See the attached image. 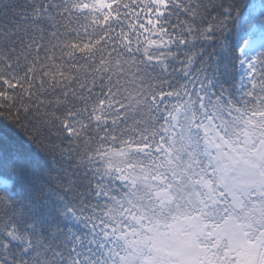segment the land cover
Segmentation results:
<instances>
[{"label": "snow or ice", "instance_id": "snow-or-ice-1", "mask_svg": "<svg viewBox=\"0 0 264 264\" xmlns=\"http://www.w3.org/2000/svg\"><path fill=\"white\" fill-rule=\"evenodd\" d=\"M58 48L99 58L64 87ZM129 84L155 85L161 106L264 100V0H0V264H98L99 181L80 133L85 117L107 129L97 105L125 123Z\"/></svg>", "mask_w": 264, "mask_h": 264}, {"label": "rangeland", "instance_id": "rangeland-1", "mask_svg": "<svg viewBox=\"0 0 264 264\" xmlns=\"http://www.w3.org/2000/svg\"><path fill=\"white\" fill-rule=\"evenodd\" d=\"M80 2L81 0H71L72 4ZM74 10L83 11L79 8ZM208 111L206 101L196 99L189 106L188 114H191V127L197 125L198 130L192 134L185 128L176 141L175 165L178 166L181 162L184 169L190 168L189 173L184 175L186 187L190 186L191 181L196 194V190L200 191L205 184L206 204L200 203L203 213L182 218L176 225L165 230L155 221L149 223L152 225L151 231L154 232L156 228L161 235L151 232L150 240H142L135 246V252L128 250L127 255L125 245L131 233H126L125 236L123 232L112 235L108 229L110 244L116 249V254L105 253L104 264H132V260L135 264H140L150 257L153 259H150V264H264V130L253 128L247 134L243 128V141L236 140L233 145L228 143V151L241 148V159L253 163L259 170L240 169L231 158L227 160L230 166H219L220 160L217 161L216 157L220 158L222 152L218 145L221 143L220 146L223 147L224 141L219 138L220 132L208 118ZM260 118L264 119V114ZM151 141L153 145L150 151L161 157L162 141L159 136ZM237 143L239 144L235 146ZM197 146H202L201 152L196 149ZM142 157L140 154L137 159L141 161ZM232 157L236 158V152ZM143 164L144 162L137 165L140 167ZM202 164L208 167V173L213 172L214 181L208 183L204 174L200 173ZM147 166L153 169L156 167L152 162H147ZM231 172H235L238 177H227L231 176ZM241 172L243 175L240 176ZM157 173L160 171L157 170ZM148 178L152 179L153 175ZM170 178L171 176L162 174L159 182L169 181ZM174 187L187 192L181 183H174ZM183 207L177 206L180 211ZM220 213L223 214L222 220L212 224V220L218 218ZM134 223L144 225L147 222L144 217H139L134 219Z\"/></svg>", "mask_w": 264, "mask_h": 264}, {"label": "trees", "instance_id": "trees-1", "mask_svg": "<svg viewBox=\"0 0 264 264\" xmlns=\"http://www.w3.org/2000/svg\"><path fill=\"white\" fill-rule=\"evenodd\" d=\"M71 5V0H69V6L71 7ZM73 12L75 15H85L84 11H77L73 9ZM74 18L75 16L73 19ZM72 27L73 26L70 25L69 28L65 30L66 38ZM88 28L89 35L93 40L100 38L101 30L99 28L94 29L90 25ZM81 35H83V29H81ZM100 47V45H97V49ZM53 55L57 58L59 68H62L65 72L63 86L68 87L74 79L80 81L84 79L87 72V65L89 63V61L84 57L95 55L99 58V51H95L94 53H81L75 57H68L65 54V49L58 48ZM73 60L81 64V67H74ZM46 63H52V61H48ZM52 71H57V69L53 68ZM57 79H59V77H57ZM135 89L136 87L131 84L125 85V90L119 94L129 96ZM186 97L193 103L196 100L194 96ZM183 99L184 96L176 98L175 107H177V111L182 108ZM108 108L110 107L106 105L103 109H100L97 105L96 114H100L103 110ZM207 109L210 111L211 117L215 120L218 127L223 132L239 135L243 133V128H245L247 134L253 128H256L259 131L264 130V119L256 118L253 115L254 113L264 112V100L250 98L247 102L228 105L223 110H213L211 107H207ZM177 111L175 114L166 112L154 128L139 133L137 139L135 140V144L137 145L136 147L132 146L128 141L119 140V138H124L126 135L123 133L117 136V133L121 132L124 126L119 127L116 120L115 124L111 122L107 123L108 127L106 130L97 131L93 119L85 117L87 119L88 127H85L80 133L83 141L81 151L82 153H87L88 158L93 162V167L95 168L94 174L99 181V183L95 185L100 194V211L98 215L101 216V219L97 221V225L98 235L100 240L103 241L104 246L100 249L102 256L97 257L98 264H104L106 262V257H104L105 253L106 255L116 254V249L110 244L111 241L108 242L105 239L108 229L111 233L112 231H125L126 233H128V230L133 231L130 234L129 239H127V244L125 245L127 255L128 250H131L134 253L135 246H138V243L142 240H150L151 232L156 234L151 231V228L143 229V225L139 228L134 221L130 220L133 219V217H144V221L151 224L153 221L157 220L159 221V227L162 230L168 228L167 225L163 226V224H161L164 219V212L160 216H155L146 210L139 209L138 211H135L134 214L128 212L129 208L121 210L120 204H127L130 200H132L133 203H141L146 207L151 208L152 211H157L158 213L156 206L159 202H152V196L156 192L144 194L142 193L143 187L141 185H137L135 189H133V179L131 175L134 170H142L141 168H138L137 163L140 165L144 162V164L140 167L147 168V162L154 159V152L142 150H147L151 140L156 138V136H159V139L162 142H172V147L176 148V141L181 137V135L176 131L174 121L176 119L175 115L178 113ZM105 123L106 122L101 120V125ZM170 148L165 151L169 154V159L167 160H171L172 158L173 151H171ZM114 154H117L119 159L115 158ZM140 154L143 155L141 161L137 159V156ZM167 160L163 159L164 162ZM136 192H138V194H135ZM197 208L198 206L196 209ZM105 248L106 251H104ZM132 264H134L133 260Z\"/></svg>", "mask_w": 264, "mask_h": 264}]
</instances>
